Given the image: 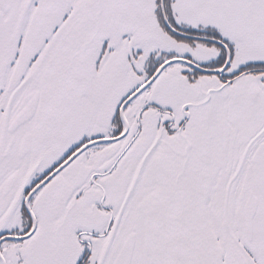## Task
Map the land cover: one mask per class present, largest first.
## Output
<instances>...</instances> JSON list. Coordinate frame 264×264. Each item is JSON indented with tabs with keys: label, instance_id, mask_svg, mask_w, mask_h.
Instances as JSON below:
<instances>
[{
	"label": "snow or ice",
	"instance_id": "6c2138e0",
	"mask_svg": "<svg viewBox=\"0 0 264 264\" xmlns=\"http://www.w3.org/2000/svg\"><path fill=\"white\" fill-rule=\"evenodd\" d=\"M0 264H264V0H0Z\"/></svg>",
	"mask_w": 264,
	"mask_h": 264
}]
</instances>
